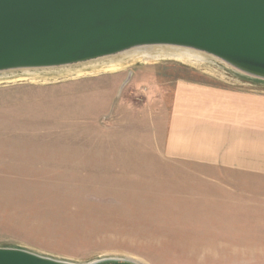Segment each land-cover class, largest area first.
<instances>
[{
    "label": "rangeland",
    "instance_id": "1",
    "mask_svg": "<svg viewBox=\"0 0 264 264\" xmlns=\"http://www.w3.org/2000/svg\"><path fill=\"white\" fill-rule=\"evenodd\" d=\"M217 60L1 80L0 247L76 263L264 264V184L203 190L169 174L207 166L171 157L166 137L176 80L243 79Z\"/></svg>",
    "mask_w": 264,
    "mask_h": 264
},
{
    "label": "water",
    "instance_id": "2",
    "mask_svg": "<svg viewBox=\"0 0 264 264\" xmlns=\"http://www.w3.org/2000/svg\"><path fill=\"white\" fill-rule=\"evenodd\" d=\"M144 45L209 53L264 80V0H0V72L73 64ZM0 264L76 263L0 247Z\"/></svg>",
    "mask_w": 264,
    "mask_h": 264
},
{
    "label": "crops",
    "instance_id": "3",
    "mask_svg": "<svg viewBox=\"0 0 264 264\" xmlns=\"http://www.w3.org/2000/svg\"><path fill=\"white\" fill-rule=\"evenodd\" d=\"M239 76L243 81L231 76L234 85L174 82L166 149L207 166L174 168L170 175L192 177L203 190L246 192L264 184V81Z\"/></svg>",
    "mask_w": 264,
    "mask_h": 264
},
{
    "label": "bare ground",
    "instance_id": "4",
    "mask_svg": "<svg viewBox=\"0 0 264 264\" xmlns=\"http://www.w3.org/2000/svg\"><path fill=\"white\" fill-rule=\"evenodd\" d=\"M217 59V57L209 53L188 47L176 45H144L73 64L5 70L0 72V81L11 78L18 80L30 77L36 80L39 77H45L48 80L52 77L56 78V76L92 75L123 68L136 62L152 64L163 60H173L185 64L209 65V63H213ZM134 260L142 264L140 261Z\"/></svg>",
    "mask_w": 264,
    "mask_h": 264
}]
</instances>
